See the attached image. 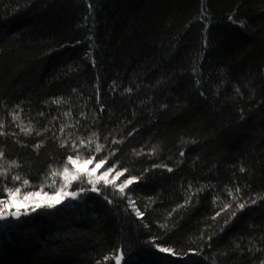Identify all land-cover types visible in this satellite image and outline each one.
<instances>
[{
  "label": "trees",
  "instance_id": "obj_1",
  "mask_svg": "<svg viewBox=\"0 0 264 264\" xmlns=\"http://www.w3.org/2000/svg\"><path fill=\"white\" fill-rule=\"evenodd\" d=\"M0 123V199L108 157L144 212L101 183L0 219V264H264V0H0Z\"/></svg>",
  "mask_w": 264,
  "mask_h": 264
},
{
  "label": "snow or ice",
  "instance_id": "obj_2",
  "mask_svg": "<svg viewBox=\"0 0 264 264\" xmlns=\"http://www.w3.org/2000/svg\"><path fill=\"white\" fill-rule=\"evenodd\" d=\"M89 10L91 12V5H89ZM203 18V17H202ZM87 20V17L85 18ZM231 19V17L229 18ZM197 83H199V81H197ZM128 91H131L130 89ZM55 103L59 104L61 103L60 99H57L55 101ZM65 115H68V113H65ZM13 120H18L19 116L18 114H13L12 117ZM3 125L2 123H0V129H2ZM21 131L24 132L26 135L27 134H31L32 132V127L28 126V127H22ZM61 131H63V126L61 127ZM3 132L0 131V135H2ZM39 134V133H37ZM96 134L93 133V136H95ZM131 135V133L129 134ZM92 142V138L89 137V144ZM120 141H113V143H119ZM85 142L84 140H80V145H84ZM64 146V143L62 142L61 147ZM36 147L38 148L39 145H36ZM73 147L76 148V142L73 141ZM104 148V145L96 143L95 145V152L96 153H100L102 151V149ZM114 154V153H113ZM137 155H139V153H137ZM181 155H183V153H181ZM4 156V153L2 151H0V158H2ZM79 158V157H78ZM108 159V157H104L103 159H101L99 161V163H97L95 165L94 168H92L90 171H85V172H81L80 170H76L75 175L72 177L73 180L79 179L80 177H86L87 178V183L91 186L90 188H84V187H79V189L77 191H66L65 188L67 186L70 185L71 181H67V175L69 172V169L67 167V165L64 167V171H63V175L67 181V183L65 185H62L60 188H56L54 190L53 193V200L54 202H47L44 205L41 204H34V205H28V204H24L23 205V211H22V206L17 204L15 202L14 196L15 194L20 193L21 189L19 187L15 188V190L13 191L12 188H8L6 189L7 193H8V198L7 199H0V219H4L6 217H14V218H19L21 216H27L30 214L29 209L31 212H36L37 209L41 208V207H47V208H55L57 205L61 204L62 201H64L65 199L71 197L73 199H75L77 196L80 195V193L85 192V191H91V192H95L98 194H102V189L101 187H98L99 184H103L104 188L106 189L108 185H113L114 188L118 191V194L121 197H126L127 201H128V206L131 208V210L135 213V216L139 219H143L144 217V212H142L139 208L136 207L135 201L130 197V196H126L125 193V189L129 188L130 185H132L134 182H137L139 179H141V177H136V176H129L127 179H124L122 183L120 184H113V181L115 178H113V180H109L107 179L109 173H111L113 171V168L115 167V165L113 167H109L107 169V171L103 172L100 176H96L94 177V173L96 172L97 169H99ZM68 162L70 163H75V161L73 160L72 156L68 157ZM86 163H92V160L89 159L86 161ZM10 166H16V161H11L10 162ZM153 167H165L167 168V165H153ZM168 171H172L171 168H167ZM8 171L7 168H5L3 163H0V176L4 175L6 172ZM240 171H244L243 168L240 169ZM125 172H128V169H123L122 171H118L116 172V177H120L122 176ZM53 175H56V171L53 170ZM13 181H19L21 180V177L19 175L13 176L12 177ZM23 185L27 186L29 185V181L27 179L23 180ZM41 190H43V185H41ZM240 191L239 188L236 189V192L238 193ZM229 194L231 195V191L229 192ZM0 195H2V192H0ZM36 195L35 192H29L24 196V200L27 201L28 197L30 196H34ZM47 195V194H46ZM58 196L59 199H55V197ZM105 200L108 201V203H112L111 200H108L107 196H104ZM236 197L233 196V199H235ZM215 202V201H214ZM253 204L256 203V200L253 199L251 201ZM186 203H188V201H186ZM246 206L245 203H239L237 206V211L244 209ZM179 207V206H178ZM230 205L225 204L224 205V209L226 210L227 208H229ZM14 208V210H12ZM175 211V210H173ZM221 213L217 212L216 215L219 216ZM171 215V214H169ZM236 215L235 212L232 213V216L234 217ZM213 219H215V217H213ZM228 221H225V224H227ZM145 227H147V225H145ZM162 228H166L167 225H161ZM209 239H211V237H209ZM158 248V251L160 253L163 254H170L172 256L177 255V253L171 248V247H162L160 245L156 246ZM123 259V255H116L115 257V264H121V261ZM104 260L107 261L109 260L108 256H104ZM99 264V262H98Z\"/></svg>",
  "mask_w": 264,
  "mask_h": 264
},
{
  "label": "rangeland",
  "instance_id": "obj_3",
  "mask_svg": "<svg viewBox=\"0 0 264 264\" xmlns=\"http://www.w3.org/2000/svg\"><path fill=\"white\" fill-rule=\"evenodd\" d=\"M94 167L93 166L90 167V164L89 163H77V162H75L73 164V168H71L69 170V172H68L67 181H72L73 180L72 177L75 175L76 170H80L81 172H85V171H90ZM97 171H98V169L93 174L94 177L100 176ZM67 181L65 179V184L67 183ZM55 199H59V197L56 196ZM15 202L17 204L21 205L22 208H23V205L24 204L34 205V204H37L38 203V204L43 205V204H46V202H54V200H53V196L47 198L46 196H43V195H37V196L34 195L28 201H19V200H16L15 199ZM12 210H14V208Z\"/></svg>",
  "mask_w": 264,
  "mask_h": 264
},
{
  "label": "water",
  "instance_id": "obj_4",
  "mask_svg": "<svg viewBox=\"0 0 264 264\" xmlns=\"http://www.w3.org/2000/svg\"><path fill=\"white\" fill-rule=\"evenodd\" d=\"M121 264H123V261H121Z\"/></svg>",
  "mask_w": 264,
  "mask_h": 264
}]
</instances>
